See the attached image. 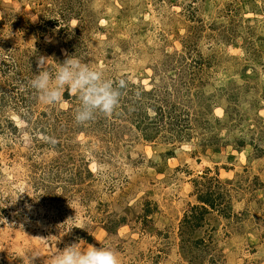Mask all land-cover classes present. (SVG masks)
Segmentation results:
<instances>
[{"label": "rangeland", "instance_id": "obj_1", "mask_svg": "<svg viewBox=\"0 0 264 264\" xmlns=\"http://www.w3.org/2000/svg\"><path fill=\"white\" fill-rule=\"evenodd\" d=\"M73 55L126 81L111 117L30 87ZM80 241L264 264V0H0V264Z\"/></svg>", "mask_w": 264, "mask_h": 264}, {"label": "clouds", "instance_id": "obj_2", "mask_svg": "<svg viewBox=\"0 0 264 264\" xmlns=\"http://www.w3.org/2000/svg\"><path fill=\"white\" fill-rule=\"evenodd\" d=\"M47 59L38 58V73L29 80L30 87L41 102L59 103L62 93L67 90L70 95L76 94L79 100L73 113L78 125H86L99 114L106 117L113 115L120 104L122 90L127 87L125 80L107 79L102 71L82 63L75 55L59 63L55 72L50 73ZM45 264L49 262L46 260ZM50 264H119V259L107 245H82L80 241L59 250L51 258Z\"/></svg>", "mask_w": 264, "mask_h": 264}, {"label": "trees", "instance_id": "obj_3", "mask_svg": "<svg viewBox=\"0 0 264 264\" xmlns=\"http://www.w3.org/2000/svg\"><path fill=\"white\" fill-rule=\"evenodd\" d=\"M200 199L205 204L215 205V202H216V191L214 189H210L209 188V191H206L205 195L204 194L201 195ZM208 202H210V203H208Z\"/></svg>", "mask_w": 264, "mask_h": 264}]
</instances>
